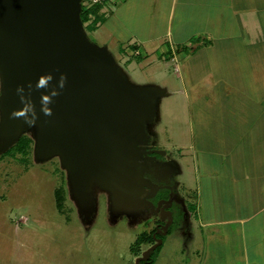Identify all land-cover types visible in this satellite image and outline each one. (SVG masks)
Listing matches in <instances>:
<instances>
[{"label":"rangeland","instance_id":"obj_1","mask_svg":"<svg viewBox=\"0 0 264 264\" xmlns=\"http://www.w3.org/2000/svg\"><path fill=\"white\" fill-rule=\"evenodd\" d=\"M93 3L94 0L84 2L85 7ZM87 24L84 23V29L88 38L99 47L108 48L118 70L130 85L165 87L168 91L178 88L186 90V95L178 96L169 91L168 95L156 98V111L151 119H143L142 125L150 145L166 152L158 156L160 160L170 159L177 163L179 169L171 174L168 182L178 184V193L186 198L190 210L189 218L198 224L191 206L197 201V190L201 184L195 169L198 147L195 148L197 124L194 118L198 114L201 120L208 115V111L202 110V104L197 98L204 93L209 94L215 82L211 75L212 70L215 72L222 66L217 60H221L223 64L228 60L227 54L210 49L205 53L206 59H201L200 52L192 49L189 59L175 61L166 53L159 60L156 57L157 52L153 51L152 54L148 47H144L146 57L132 51L125 53V56L119 55L116 42L103 43V30L99 38ZM168 40L165 39L166 47L173 51H179L184 46H170ZM257 40L258 44L249 53L228 54L230 60H233L235 72L239 73L236 82L243 84L244 81H250L246 85L252 87V96L256 94V86L251 81L258 86L255 78L264 79V67L257 69L252 66L253 62H261V65L264 63V36H259ZM126 48L129 50V45ZM239 48L242 49V45ZM141 55L145 58L140 59ZM211 58L214 59V64L217 63L216 68L210 67ZM248 62L251 66H248ZM230 70L227 69V72L230 73ZM221 88L226 89L228 94L231 86L218 85V89L222 90ZM224 104L226 105V100L221 95V99L216 101V107L224 110ZM230 104L231 107H238L236 100H230ZM219 119V126L213 125L211 132L217 138L223 131L221 127L225 125V116L219 115ZM37 133L38 128L34 125L22 131L10 147L0 149V264H136V258L153 245V230H158L156 224L162 219L144 205L115 212L111 190L101 187L97 182L92 183L93 209L87 217L86 211L74 196L68 169L61 158L58 155L44 159L37 156ZM23 137L27 140L23 141ZM190 139L192 146L184 147L183 144ZM26 141H29L28 147L23 144ZM223 145L220 147L214 143L210 157L218 159L224 156L227 159V148ZM24 148H27L26 152L22 151ZM226 187L223 188L222 195L229 190H236L233 182L226 184ZM238 189L242 191L241 188ZM207 190H212L209 185ZM58 202H61L59 206ZM173 210L179 213L177 206ZM190 227L197 229L192 223L187 224L183 220L181 222V215L178 218L176 215L162 245L153 250L154 264H200L201 259L206 263L211 261L212 253L209 250L203 255L201 250L192 254L191 249L187 248ZM223 229L225 232L230 231L232 237H240L239 224L225 225ZM140 236L143 238L141 242L137 240ZM217 257L213 255V263L231 264L237 262L240 254L230 252L226 258Z\"/></svg>","mask_w":264,"mask_h":264},{"label":"water","instance_id":"obj_2","mask_svg":"<svg viewBox=\"0 0 264 264\" xmlns=\"http://www.w3.org/2000/svg\"><path fill=\"white\" fill-rule=\"evenodd\" d=\"M82 1L0 0V149L10 147L22 131L36 125L37 156L61 158L87 217L93 209L92 183L97 182L111 190L115 212L135 209L141 200L154 213L160 212V218L167 220L160 232L167 234L173 215L166 208L173 199H160L154 207L149 198L156 191L142 196V187L155 188L156 184L137 168L141 138L146 136L142 120L152 118L155 100L165 91L135 87L126 81L108 48L88 38L81 17ZM48 72L58 95L49 105L51 114L45 115L39 99L44 89L36 90L34 85L40 74ZM61 73L66 76L62 87L58 84ZM18 85L35 103L37 117L32 126L22 116L11 115L22 106ZM153 151L165 152H147ZM178 201L184 203L182 198ZM162 242L161 237L155 238L136 264L148 260Z\"/></svg>","mask_w":264,"mask_h":264},{"label":"crops","instance_id":"obj_3","mask_svg":"<svg viewBox=\"0 0 264 264\" xmlns=\"http://www.w3.org/2000/svg\"><path fill=\"white\" fill-rule=\"evenodd\" d=\"M97 3H101L100 12L105 17L90 29L99 38L103 30V43L116 42L119 55L130 51L145 55L144 47L151 53L157 52L159 60L166 53L172 60H186L192 49L200 52L201 59H206L205 53L210 49L227 54L228 60L224 64L217 60L222 66L215 72L212 70L215 82L209 94L196 97L210 117L205 115L200 120L195 114L194 118L197 124L195 148L198 147L195 169L201 184L197 201L191 205L198 224L191 217L187 222L197 229L189 228L186 245L192 254L198 250L203 255L208 250L212 253L211 261L206 263L201 259L200 264H215L213 255L221 259L230 252H238L241 258L231 264H264V79L255 78L258 86L251 81L256 86V94L252 96V87L246 85L250 81L236 82L239 73L235 72L233 60L228 55L231 52L249 53L258 44V37L264 36V0H103ZM166 38L170 46L184 44L183 48L179 51L169 49ZM241 45L242 49L239 48ZM145 57L139 56L140 59ZM211 59L210 67L216 68L217 63ZM252 66L259 69L264 63L261 65L257 61ZM227 69H231L230 73ZM221 84L231 86L228 94L226 89H218ZM160 89L165 91L163 96L169 91L178 96L187 94L184 88ZM221 95L226 100L224 110L216 107ZM230 100H236L238 107H231ZM219 115L225 116V125L221 127V134H217L218 140L211 132L213 125L219 126ZM191 142V139L185 142L184 147H191ZM214 143L220 147L225 145L227 159L210 157ZM229 182L234 183L236 190L222 195ZM208 185L212 190H207ZM188 213L190 216V210ZM235 223L240 226V237L236 238L223 229L225 225Z\"/></svg>","mask_w":264,"mask_h":264},{"label":"flooded vegetation","instance_id":"obj_4","mask_svg":"<svg viewBox=\"0 0 264 264\" xmlns=\"http://www.w3.org/2000/svg\"><path fill=\"white\" fill-rule=\"evenodd\" d=\"M141 140H142V143L140 144L139 151H141L142 157L137 160L139 163V165H137V168L142 169L144 178L149 179L150 181L156 184L155 188L147 187L144 185L142 187L143 188L142 196L147 193L149 194L153 191H156V194L149 198L154 203V207H156L157 202L160 199H165V200L170 199V198L173 199L172 205L166 208L172 212L173 222H174L176 215H177V218L181 215V222L183 220L184 222L187 223L189 219L188 218L189 210H188L187 202L185 200H184V203L178 201L181 198L184 199V197H182V195L178 193L179 191L178 184L170 183V181L168 182V179L170 178L171 174L173 172H177L176 170L179 169L176 162L170 159L160 160L158 156L161 154H165L166 152L164 153L156 152V151L147 152L148 150L158 149V148H154L150 145L147 136L141 138ZM142 196H141V199H142ZM142 205L147 206L149 211L150 210L152 211V209L143 200L140 201L139 206H142ZM174 206H177V208L179 209V213H177V210L175 211L173 210ZM152 213L154 212L152 211ZM154 214L160 219V212L154 213ZM166 221L167 220H162L156 224L157 229L159 231L153 230V234L155 233V236L153 235L154 237L153 243H155V238L157 237H161L164 240V236L166 234H162L160 232V229L161 227H163ZM168 233H169V230H168ZM162 243L160 245H162ZM139 264H146V263L141 262L140 260Z\"/></svg>","mask_w":264,"mask_h":264},{"label":"clouds","instance_id":"obj_5","mask_svg":"<svg viewBox=\"0 0 264 264\" xmlns=\"http://www.w3.org/2000/svg\"><path fill=\"white\" fill-rule=\"evenodd\" d=\"M52 79L53 76L51 72L42 73L38 76L34 85V88L36 90L44 89V91L39 92V99L40 109L45 115L51 114L52 109L49 105L53 102V97L58 95V88L50 84V81H52ZM65 79V74L61 73L58 81L60 87L63 86ZM28 88L29 92H31V90L33 89V85L31 82H29ZM16 92L19 95V100L22 106L17 109H14L11 115L14 117L22 116L24 120L28 123V125H34L36 123L37 112L35 108V103L31 95H26L25 88L21 85L17 86ZM0 95H3L2 86H0Z\"/></svg>","mask_w":264,"mask_h":264},{"label":"trees","instance_id":"obj_6","mask_svg":"<svg viewBox=\"0 0 264 264\" xmlns=\"http://www.w3.org/2000/svg\"><path fill=\"white\" fill-rule=\"evenodd\" d=\"M85 0H83V5H82V12H81V17H82V20L83 22H87V21H90V23L88 24V27L89 28H94L98 25L99 22H102L104 20V15L103 13H101V8H102V5L101 3H93L92 5H90L89 7H85V4H84ZM24 140H27L23 137V141ZM24 146L28 147L29 145V141H26L25 143H23ZM27 148H24V150H22L23 152L27 151L26 150ZM61 204V202H58V206ZM170 232V230H169ZM139 242L143 241V238L140 236L138 239H137ZM153 242V241H152ZM141 262H145L146 264H154L155 263V258L153 256V251L151 252V256L150 258L147 260V261H144V260H141Z\"/></svg>","mask_w":264,"mask_h":264},{"label":"built area","instance_id":"obj_7","mask_svg":"<svg viewBox=\"0 0 264 264\" xmlns=\"http://www.w3.org/2000/svg\"><path fill=\"white\" fill-rule=\"evenodd\" d=\"M101 1H103V0H94V2H101Z\"/></svg>","mask_w":264,"mask_h":264}]
</instances>
